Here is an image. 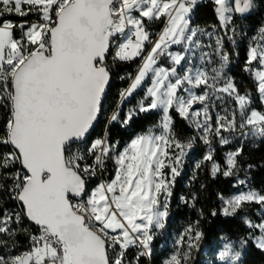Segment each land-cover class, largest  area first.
Masks as SVG:
<instances>
[{
  "label": "snow or ice",
  "instance_id": "6c2138e0",
  "mask_svg": "<svg viewBox=\"0 0 264 264\" xmlns=\"http://www.w3.org/2000/svg\"><path fill=\"white\" fill-rule=\"evenodd\" d=\"M197 3L0 0V264H133L127 255L132 248L139 264L165 227L172 185L197 138L208 151L196 169L210 164L213 177L239 170L245 140H264V24L248 37L243 66L261 109L226 71L230 56L224 51L225 37L236 43L234 17L250 13L254 0H210L218 21L211 31L192 26ZM154 22L162 23L159 32L149 31ZM200 36L215 44L202 43ZM137 58L140 64L134 76L127 74L129 86L120 90L108 125L127 127L149 111L159 113V121L122 148L111 141L108 125L103 136L90 140L105 110L112 68ZM139 90L143 95L124 111ZM172 112L196 136L180 140ZM237 135L240 146L225 153L222 167L214 159L213 138L223 146ZM218 198L220 214L245 213L248 233L239 240L240 250L222 236L212 264H239L249 242L264 251V192L249 186ZM195 199L181 197L192 206ZM7 201L16 207H5ZM252 204L259 206L258 220L246 214ZM21 234L27 238L22 250L16 239ZM203 238L199 221L189 224L163 264H189Z\"/></svg>",
  "mask_w": 264,
  "mask_h": 264
},
{
  "label": "trees",
  "instance_id": "16d2710c",
  "mask_svg": "<svg viewBox=\"0 0 264 264\" xmlns=\"http://www.w3.org/2000/svg\"><path fill=\"white\" fill-rule=\"evenodd\" d=\"M255 7L250 13L243 16L236 15L233 24L240 34L235 36V45L225 40L226 49L230 56L229 67L227 72L235 78L237 87L241 93L246 90L254 94L253 107L261 109L258 94L255 92V85L249 75L243 71L244 62L246 59V48L248 44V37L255 34V30L264 24V0H254ZM13 20H19L18 17H12ZM29 20L35 17L29 16ZM191 24L204 28H211L212 25H217L218 21L212 10L210 0H202L197 3L193 9ZM162 23L156 22L149 25V31L156 33L162 28ZM221 29H218L220 32ZM242 33V35H241ZM238 53V55H237ZM140 63L137 58L133 62H119L115 69L111 72L112 78L107 90V95L104 101L105 108L108 112L116 107L119 92L121 89L127 87L129 80L127 74H134L133 67ZM126 78L121 80L120 77ZM139 94L142 90L137 91ZM130 104L133 101H129ZM127 102L124 104L126 105ZM123 105V107H124ZM174 117V129L176 136L180 140H185L186 137L194 136L193 130L188 123L181 119L175 112H172ZM123 116V112L122 115ZM160 119L159 113L156 111H149L148 113H141L134 117L127 127L122 128L118 123L108 125V121L103 114L92 131L90 139L96 136H102L106 130L109 132L111 141H119L120 147L131 139L135 133L145 132L149 127L155 125ZM225 147L214 146V159L216 162L224 166V151ZM205 152L204 145H201L197 139L194 147L187 153L183 164L180 167V175L175 178L172 185V195L169 197V215L165 220V230L180 231L183 226L189 225L195 221H199V228L204 233V238L201 242L211 243L214 239L222 234H226L233 240L239 241L241 238H246L248 229L240 220L239 214L235 216H224L220 214L222 201L218 198V194L229 196L235 190L234 176L224 177L222 172L213 177L208 166L203 165L200 169H196V164L203 158ZM238 174L244 176V171L248 174V183L250 187L264 192V140H256L253 144H243V152L237 158ZM251 165V168H249ZM112 162H107V168L110 170ZM195 194L196 199L193 205L183 203L181 197L191 201L192 195ZM12 201H7L5 207L11 204ZM216 210L217 215L213 216L211 213ZM29 222L25 219L24 226H28ZM18 244L24 245L27 238L21 234L17 236ZM161 237L158 236L153 239L151 247L152 254L147 257H141L139 264H161L162 258L165 256V249L159 248ZM200 242V243H201ZM132 259L134 253L129 250L128 254ZM198 257L197 251L193 253L191 264H203L200 259L196 262ZM211 264V263H206ZM241 264H264V251L257 249L251 242L246 246L241 258Z\"/></svg>",
  "mask_w": 264,
  "mask_h": 264
},
{
  "label": "rangeland",
  "instance_id": "374dc122",
  "mask_svg": "<svg viewBox=\"0 0 264 264\" xmlns=\"http://www.w3.org/2000/svg\"><path fill=\"white\" fill-rule=\"evenodd\" d=\"M200 1H202V0H198V2H200ZM239 15V14H238ZM154 23H156V22H154ZM192 26H194L195 27V25H192ZM163 27V26H162ZM200 27V26H199ZM201 28H204V27H201ZM206 30H208V31H211L212 29L211 28H205ZM237 30V35L238 34H240V32L238 31V28L236 29ZM218 34L219 35H221V36H223L224 35V30H220V32L218 31ZM228 34H231V32H229ZM200 38V40L202 41V43H204V44H209V43H211L212 45H214L215 44V41H214V39H212V40H210L208 37H206V36H200L199 37ZM225 40H227V38L225 37ZM232 44V43H231ZM233 45V44H232ZM173 50H180V48H179V46H174L173 47ZM209 49L208 48H205V49H203V51H208ZM224 51L225 52H228V50L226 49V47H224ZM214 59H215V57H214ZM195 63H197V64H199V52H197L196 54H195ZM228 67H229V65H228ZM226 71H227V69H226ZM129 86V83H128V85H127V87ZM127 87H125V88H127ZM143 95V91H142V93L141 94H139L138 92H136V93H134L133 94V96L130 98V100L129 101H133V103L132 104H130V102L128 101L127 102V104L126 105H124V111H127L128 110V108H130V107H132L135 103H136V100H137V98L138 97H140V96H142ZM218 104H219V102H217ZM216 111H220V108H219V106L217 107V109H216ZM112 112V110L111 111H109L108 112V109H107V107L105 108V110H104V112H103V117H105L106 118V120L108 121V116L110 115V113ZM221 114H223L222 112H221ZM121 115H122V113H121ZM215 115V112H213V116ZM190 127V126H189ZM192 130H193V132H194V136H196V130L194 129V128H192V127H190ZM155 130V129H154ZM137 133H135L134 135H136ZM133 135V136H134ZM224 135H228L227 133H224ZM132 136V137H133ZM131 137V138H132ZM198 139V138H197ZM198 141H199V139H198ZM256 140H245L244 141V143H247V144H253L254 142H255ZM128 142V141H127ZM126 142V143H127ZM125 143V144H126ZM199 143L201 144V145H204L202 142H200L199 141ZM243 143V144H244ZM124 144V145H125ZM123 145V146H124ZM195 145V144H194ZM216 145V147L218 148V147H225L226 148V150L224 151V155H225V153H227V152H229V151H234L237 147H239L240 146V137L237 135V136H235V137H233V139H232V142L231 143H229V144H227V145H220L219 144V142H218V139H216V138H213V143H212V148L214 149V146ZM122 146V147H123ZM194 147V146H193ZM192 147V148H193ZM204 147H205V152H204V155L206 154V152L208 151V146L207 145H204ZM191 148V149H192ZM191 149H189L188 150V152L191 150ZM187 152V153H188ZM203 155V156H204ZM186 157V156H185ZM185 157L183 158V161H184V159H185ZM224 158H225V156H224ZM207 166H208V170L210 169V164H207ZM111 169H112V167H111ZM246 169H247V167L245 168V171H244V176H240V174H238V171H234V174L232 175V176H234V178H235V182H234V185H235V190H234V192H232L230 195H232V194H234V193H237L238 191H241V190H246V188L247 187H249L250 185H249V183H248V174L246 173ZM209 172H210V170H209ZM241 180H243V181H245L246 182V184L245 185H241V184H239L238 183V181H241ZM229 195V196H230ZM247 207V215H249L250 216V218H252L253 220H258L259 218H258V216L256 215V213H257V211H258V208H259V206L258 205H255V204H252V205H250V206H246ZM239 214V217H240V220L242 221V219H241V217L243 216V215H245V213L244 212H240V213H238ZM242 223H243V221H242ZM244 224V223H243ZM166 225V224H165ZM188 225H185V226H183V228L180 230V231H178V232H176V231H170V232H168V231H166L165 230V227L163 228V229H160V230H158V231H156V233H155V236H154V239L156 238V237H158V236H160L161 237V240H160V242H159V248H164L165 249V256L162 258V262H161V264H163V261L170 255V253L174 250V247H175V241H176V239L178 238V236L184 231V229L187 227ZM245 226V225H244ZM246 227V226H245ZM224 235H226V234H222V235H220L218 238H216V239H214L211 243H208V242H201V247H200V249L199 250H197V249H193L192 250V257H193V253L195 252V251H197V253H198V257H197V259H196V262H198L200 259L203 261V264H206V263H211L212 264V259H213V249L215 248L216 249V251H218L219 250V247L220 246H222V243H223V241L220 239L222 236H224ZM230 238V237H229ZM231 239V238H230ZM233 240V239H232ZM235 242H236V247H237V249L238 250H240L239 249V241H236V240H234ZM131 251L134 253V255H133V257H132V259H130L131 257H129L128 256V258L130 259V260H133V264H135V259H134V257H135V254H136V251H137V249H135V248H132L131 249ZM243 252H244V249L242 250V254H243ZM145 257H147V256H145ZM242 258V257H241ZM191 261H192V259L189 261V264H191ZM239 264H241V260H240V262H239Z\"/></svg>",
  "mask_w": 264,
  "mask_h": 264
},
{
  "label": "built area",
  "instance_id": "2783aa9c",
  "mask_svg": "<svg viewBox=\"0 0 264 264\" xmlns=\"http://www.w3.org/2000/svg\"><path fill=\"white\" fill-rule=\"evenodd\" d=\"M159 31H160V30H159ZM159 31H157V32H159ZM151 38H152L153 40L156 39L155 35H153ZM109 59H111V57H109ZM139 64H140V63H139ZM139 64H138V65H139ZM138 65H136V66L133 67V71H134L133 76H134L135 73H136V69H137ZM115 66H116V65H115ZM115 66L112 68V71L115 69ZM104 133H105V131H104ZM104 133L102 134V136L104 135ZM96 137H98V136H96ZM96 137H94V138H96ZM94 138H92V139H94ZM90 140H91V139H90ZM97 182H98V179L93 180V181H92V185L94 186V184L97 183ZM6 207L9 208V209H12V208H15L16 205H15L14 202H11V204H9V205L6 206ZM5 238H6V237H5ZM26 243H27V240H26ZM26 243H24V245H26ZM19 245H20V248H21V250H22V248H23L24 245H21V244H19Z\"/></svg>",
  "mask_w": 264,
  "mask_h": 264
},
{
  "label": "water",
  "instance_id": "95a60500",
  "mask_svg": "<svg viewBox=\"0 0 264 264\" xmlns=\"http://www.w3.org/2000/svg\"><path fill=\"white\" fill-rule=\"evenodd\" d=\"M111 78H112V75H111ZM110 81H111V80H110ZM107 90H108V89H107ZM104 101H105V100H104ZM99 119H100V117L98 118V121H99ZM97 123H98V122H97ZM97 123H96V125H97ZM96 125H95V127H96ZM95 127H94V128H95ZM29 223H30V222H29Z\"/></svg>",
  "mask_w": 264,
  "mask_h": 264
}]
</instances>
